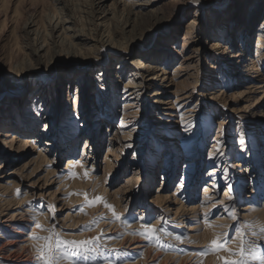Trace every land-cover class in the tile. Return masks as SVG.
Here are the masks:
<instances>
[{
    "label": "rangeland",
    "instance_id": "obj_1",
    "mask_svg": "<svg viewBox=\"0 0 264 264\" xmlns=\"http://www.w3.org/2000/svg\"><path fill=\"white\" fill-rule=\"evenodd\" d=\"M203 1L186 4L183 0H158L159 19L130 21L134 28L125 26L120 33L117 30L120 46H128L125 54L117 48L120 56H114L115 50L107 54L101 51L97 58L88 52L91 56L81 64L62 52L51 60L52 66L55 64L53 73H32L29 77L22 70L28 51L23 23L34 18L41 31L47 30L54 3L0 0V185L7 187L5 191L0 188V210L12 213L17 209L16 216L26 219L19 226L15 223L13 228L0 229V243L27 241L30 231L47 235L34 225L29 228L32 215L40 212V204L54 205L56 219L53 221L52 213L45 210L37 215L39 222L44 227L57 223L58 230L70 233L67 239L91 238L102 230L105 235L116 236L140 228L138 221L128 228L112 222L111 212L103 203L77 211L87 194L89 199L102 197L130 220L133 215H162L169 221L165 228L176 234L186 233L194 241L180 243L162 236L165 243L187 250L181 254L149 245L139 235L124 234L121 239L108 240L110 248L132 254L143 252L142 258L135 256L128 264H222L218 256L227 255L223 251L203 257L196 253L226 231L215 225L234 226L232 219L213 208L215 200L229 203L224 196L225 175L233 186L239 223L264 225V0H239L242 6L237 12L238 0ZM97 2L73 0L70 12L64 8L74 20L71 28H94V23L114 20L121 25L131 18L118 5L108 10L115 18L108 12L100 13ZM105 3L103 9L107 10L112 0ZM192 20L195 23L190 25ZM255 53L259 56L254 57ZM137 58L146 64L143 70L136 68ZM44 69L48 71L51 66ZM155 74L157 78H150ZM124 89L135 90L134 97L125 96ZM154 93L159 95L161 105ZM76 95L79 103L75 107ZM126 103L134 109V116L124 117ZM181 115L197 125L194 134L181 127ZM122 120L127 127L119 129L116 126ZM5 132L15 138L4 137ZM34 135L41 137L37 144H24L25 137ZM117 136L122 143L115 139ZM217 140L223 141V154L211 160L209 155L215 152ZM129 144L131 147L126 146ZM42 154L47 155L49 163L39 159ZM70 157L85 159L83 167L74 169L78 175L73 178L67 175L72 166L64 170ZM85 168L91 169L87 179L83 177ZM213 169L216 175L210 179L207 173ZM62 172L64 175H60ZM181 178L183 190L177 188ZM205 184L213 196L201 203ZM212 184H219V194ZM17 189L21 190L19 197ZM178 191L179 195H173ZM10 196L23 201L12 202L7 210L5 199ZM194 204L197 207L191 208ZM209 211L215 213L212 226L202 219ZM99 217L105 219L89 231H80ZM3 218L0 215V221ZM152 223L160 227L158 220ZM232 234L229 232L230 237ZM137 239L142 247L133 248ZM30 241L22 252V264H36L35 241ZM237 244L229 247L235 249Z\"/></svg>",
    "mask_w": 264,
    "mask_h": 264
},
{
    "label": "snow or ice",
    "instance_id": "obj_2",
    "mask_svg": "<svg viewBox=\"0 0 264 264\" xmlns=\"http://www.w3.org/2000/svg\"><path fill=\"white\" fill-rule=\"evenodd\" d=\"M103 51V49H101ZM55 64L53 63V68ZM127 93V89H124ZM78 102V98H74V103ZM78 117V113H76ZM181 127L186 132H191L194 134V129L197 125L194 122L185 121L184 117L180 116ZM127 127V125H123ZM45 128L48 127L47 124L44 125ZM131 139V137H129ZM241 144L244 143L243 140L240 141ZM131 147V145H126ZM223 148V141L217 140L215 145V152L209 155V159L214 160L216 155L223 153L221 149ZM77 166L83 167V161L77 159L72 165V168L68 171L67 175L70 178L76 177L78 175L74 169ZM51 167V165H48ZM91 169L85 168L83 177L87 179L89 177ZM60 175H64L62 172ZM209 178L216 175L215 169L207 173ZM225 180V191L224 196L227 198L229 203L224 204L223 200H215L213 203V208H216L217 212L227 215L233 220V225H215V227L220 229H226L218 233L214 239L211 240L210 245L206 249H202L196 253V255L203 257L209 253H219L221 251L227 253L225 256H218V260L222 264H264V225L257 226L255 222H244L239 223V216L237 206L234 202L233 196V186L227 183V176L222 177ZM178 189L183 190L184 182L181 178ZM212 188L219 194L220 186L219 184H212ZM159 191V189H157ZM204 191H208V185L204 187ZM16 194L19 197L21 195V190L17 189ZM78 194V193H76ZM180 192H175L173 195H179ZM212 199V197H209ZM103 203V206L111 212L112 222H120L122 226L128 228L133 222H139L140 228L138 230L132 231L131 233H121L116 236L105 235L103 230L94 237L86 239H67L66 235L70 233H65L62 230L57 229V223H52L50 227H44L37 219L38 214H43V211L52 213L51 219L55 221V206L54 205H43L40 204V212L35 213L31 217L32 224L29 228L34 225L35 229L48 233L47 235L41 236L36 231H30L28 238L35 243L32 247L35 249V262L36 264H128L129 259H134L135 256L143 257V252L136 254L129 253L125 249L110 248L107 244L108 240L121 239L124 234L139 235L141 236L149 245H153L158 249L163 251H173L179 252L181 254H186V249H180L172 243H165L162 236L170 237L180 243H194L191 241L186 233H174L169 229L165 228L163 225L169 223L162 215L157 217L151 213L148 215L132 216L131 220L129 216L117 213L114 206L102 197H95L94 199H89L87 194H85V202L82 204L77 211L84 212L85 207L95 206L97 203ZM31 203V202H29ZM220 206V207H217ZM125 212H128V207L125 205ZM215 217V213L209 211L205 213L202 217L205 224L212 226L211 220ZM105 219V217H99L93 219L91 223L84 225L80 228V231H89L93 227L97 226L100 220ZM158 220L160 222V227L157 224L152 223V220ZM175 226V225H174ZM229 232L233 234L229 236ZM249 235L252 239H249ZM237 247L233 249L229 247L230 244L236 243Z\"/></svg>",
    "mask_w": 264,
    "mask_h": 264
},
{
    "label": "bare ground",
    "instance_id": "obj_3",
    "mask_svg": "<svg viewBox=\"0 0 264 264\" xmlns=\"http://www.w3.org/2000/svg\"><path fill=\"white\" fill-rule=\"evenodd\" d=\"M72 1L73 0H52V2L54 3L53 4L54 6L52 5L54 7V10H52V11H54V13H53L52 18L48 21V23L46 25L47 30H45V31H41L39 29V27H38L39 25L37 26L36 21L33 20L34 18H32L31 20L29 19V21H26L25 23H23L21 30L25 34V35L24 34L23 35L26 36L28 39V43L26 46L28 51H26V54L23 58L24 60L22 62V67H23L22 70H23V72H25L24 75L29 74V77H31L32 73L35 74L34 76H37V75L43 76L45 74V72H49V71H52V73H53V68H52L53 66H52L51 60H52V58L57 56L58 53H62V52L69 54L68 55L69 58L73 59L74 62L78 61L81 64L87 62L86 61L87 57L91 56L90 55L91 53H88V52H93L92 54H94L96 57V56H98L97 54H99L101 52V49H103V51H105V52H103L105 54H107L108 52H110L112 50L117 51L118 49H121V51H119L120 54H125L127 52L128 46L127 45L126 46H120L122 43H119L118 39L116 38V35L118 32L117 30H119V33H120V31H123L125 26L134 28V25L130 21L135 22L138 19L149 18L151 20L154 18V20H157V19H159L158 15H157V11L159 9H161V8H159L160 6H158V0H112V3H109L110 5H109L108 9L105 10L106 8L105 9H103V8H104V5L106 4L105 2L107 0H98L96 6H98V9L102 8L100 13H107L108 12L114 17L115 16L114 12L112 11V13H111L108 10L113 9L118 5V6H121L120 9L122 10V13H123V11H125V14L128 13L129 14L128 16H130L131 18H128V19L126 18L124 21L120 20L122 22L121 25L116 24L117 20H114L113 23L108 22V24L107 23L103 24L102 21H101V23L97 22L98 21L97 20L96 21L97 23H94L95 25L93 24L94 28H86L87 29L86 30L85 28H83L84 26L83 27L81 26V28H79L75 31V29L71 28V25H70V23L72 21V19H71L72 17L69 16L70 14L67 15L68 13L67 14L64 13V8H66V10H68V11L72 10V8H71L72 7L71 6ZM169 1L172 3H176V1H178V0H169ZM183 1H185L186 4L190 3V0H183ZM192 1H195V0H192ZM204 1H206V0H204ZM204 1L202 3H204ZM240 1L238 0L237 4L235 5V7H236L235 11L236 12L239 9L238 7L242 6ZM81 4H82V2H81ZM57 5H59V6H57ZM94 6H95V1H92L91 2V8H92L91 11L92 12H94V9H93ZM233 7H234V5L231 4L232 11H233ZM98 9H96V10H98ZM73 21H72V23H73ZM141 22H144V21H141ZM194 23L195 22L192 20L190 22V25H193ZM103 25H104V27H103ZM110 25H113V26H110ZM262 25H263L262 27H264V24H262ZM101 28H102V30H101ZM92 29H95L93 34H92ZM99 29L101 30V33L99 32ZM257 39L259 40L260 37L257 36ZM57 46L59 47V50L58 49L55 50L57 48ZM256 47L260 49L261 46L257 45ZM115 48H117V50ZM119 53L117 51L116 53H114L115 54L114 56L119 55ZM32 56L34 59L32 58ZM257 56H259V55L255 53L254 57H257ZM138 57H139V55H138ZM117 59H119V58H117ZM112 60H113V58H112ZM106 61L107 60H105V57H104L103 58V65H105L104 63ZM135 62H136L135 63L136 68L138 67L140 70H143L142 67H145V65H146L141 58H137V60ZM120 64H121V62L119 63V65ZM47 66H49V67L51 66V69H49L48 71L44 69ZM145 70H148V69L145 68ZM158 74L157 75L155 74V76L150 77V78H152V79L154 77L157 78ZM128 82H130V81H128ZM128 84L130 86L132 85V83H128ZM38 85L39 86H41V85L45 86L42 83H40ZM139 85H140V83H138V86ZM126 87H127V85H126ZM156 89L161 91V89L158 88V86H156ZM134 91L135 90H133V91L128 90L127 93H125V96L133 98L134 97L133 96ZM16 95L18 96V94H16ZM155 95H157V93H154V96ZM157 96H158V102L161 105V103H163V102L159 101V95H157ZM157 96H155V97H157ZM75 98H78V100H79V96L76 95ZM78 103L79 102H77V103L73 102V106L76 107L78 105ZM129 105L130 104H128V103H126V105H123V107H124L123 108V115L126 118L128 116H134V114H135L134 109H132L131 106L129 107ZM0 109H3V108L1 107ZM6 111H7V109H6ZM124 121L125 120H122L121 123H119V125H117L116 127L121 129L122 124L123 125L125 124ZM5 124H4V126H5ZM6 126L8 127L11 125H6ZM46 134H47V132H46ZM3 135H4V137H8L10 139L15 138V135L13 136V134H11V133L8 134L7 132H5ZM123 135H124V137H127V132H123ZM124 137H122V138H124ZM115 139H117L119 142L122 141L121 137H119V136H117ZM40 140H41L40 136L34 135V136L25 137V139L22 141H24V144H26V145L29 144L30 146H34V144H37ZM113 142H114V140H113ZM83 153H84V151L82 152V154ZM107 154H110V152H107ZM41 156L42 157L39 159L44 160L45 162L49 163V160H47L46 154H42ZM77 159H79L81 161L85 160L84 157H82V158L81 157H77V158L70 157L67 159V163H66V166L64 167V170H68L69 167H71L73 165V163L75 162V160H77ZM104 162H105V160H104ZM215 173H216V171H215ZM205 185H203V187H205ZM60 186H61V184H60ZM0 188H2L1 190H3V191H5L7 189V187L3 186V185L2 186L0 185ZM212 196L213 195H211V193H209V187H208L207 192H205L204 188H203L201 203L205 202L206 200H210L209 197H212ZM28 197L29 196H26L25 199H27ZM22 201L23 200H18L17 198L10 196L8 199H5V206H6L5 208L7 210L11 209L12 207H10V205L12 204V202L18 204V203H21ZM192 206L193 207H191V208L197 207L196 204H194ZM17 207H19V206L18 205L15 206L14 209H16ZM180 207H182V206L180 205L177 208V210ZM177 210L175 211V213L177 212ZM14 211L15 212H12V213H9V212L4 213V209L0 210L1 217H4L0 221L1 222L0 229H2L4 227L13 228V225L15 223L19 226V222L26 221V219H21L20 217L16 216L17 215V213H16L17 209ZM20 215H21V217H24L23 214L20 213ZM18 218H20V219L17 220ZM41 221H43L44 223L46 222L45 219H43ZM13 232L14 233H20L18 230H13ZM15 237L17 238V236H15ZM134 241H135V238H132L131 242L134 243ZM136 242L137 243L132 246L133 248L142 247L140 239H137ZM27 243L31 244L30 239L27 241H26V239L21 240V241L15 239L14 241L8 240L4 243H0V253L4 252V254L0 255V264H22V261H23V260H21L22 256H23L22 252L25 251V246L27 247ZM119 243L121 245V243H123V241H120ZM117 244H118V242H117ZM155 255H153V256L155 257ZM151 260H153V258ZM134 264H137V263H134ZM142 264H145V263H142Z\"/></svg>",
    "mask_w": 264,
    "mask_h": 264
}]
</instances>
